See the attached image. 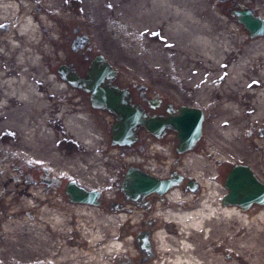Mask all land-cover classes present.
Instances as JSON below:
<instances>
[{"label": "bare ground", "instance_id": "1", "mask_svg": "<svg viewBox=\"0 0 264 264\" xmlns=\"http://www.w3.org/2000/svg\"><path fill=\"white\" fill-rule=\"evenodd\" d=\"M71 2L0 0V188L8 191L19 186L24 192L12 194L8 201L24 194L18 199L25 205L33 206L27 200L28 195L37 199L42 207L45 205L42 200L46 197H43L38 181L34 179L26 185L17 183L11 169L23 163L29 165V170H35L33 173L43 170L57 179L71 177L87 188L105 190L112 185L115 171L111 170L108 175L106 171L114 162L101 160L94 152H103L98 136L100 127L88 112L83 96L59 74L61 80L43 66L44 56L52 54L50 45L55 43L65 51L67 42L79 35H86L88 41L78 48L77 54L89 50H113L118 60L126 62L130 69H139L145 62L159 63L178 76V90L194 92L201 107L191 105L202 112L203 108L209 107L218 116L213 125V137L202 152L206 157L220 154L216 148L220 142L230 151L256 148L254 140H245L244 130L248 121L261 120L264 124V33L241 38L236 33L234 40L237 41L233 42L227 33L231 32L230 27L218 28L217 24L212 25L211 21L202 18L198 0ZM55 8L61 14L53 13ZM258 9L256 15L264 20L263 7ZM44 12L45 15H41ZM53 17L56 23L51 22ZM73 24L79 28L78 32L70 31ZM57 28L61 29V41L51 35ZM46 30L50 34H43ZM102 56L115 70L116 77L123 65L116 61L115 67ZM68 66L78 73L72 64ZM113 79L109 81L112 84ZM167 83L170 88H162L163 96L173 98L175 86ZM61 142L71 143L68 151L57 146ZM89 150L93 152L85 154ZM169 150L170 147L165 145L161 153L167 161L170 160ZM195 150L184 151L180 170L192 173L191 176L201 183L200 196L184 193L175 186L166 192L167 198L164 197L162 203H155L154 216L175 225L174 230L166 225L152 234L156 249L164 258L163 264H201L193 255V244L186 241L194 237L192 234H211L209 224L222 225L230 218L242 225L246 222L243 210L221 203L224 187L212 180L215 173L205 162V155ZM109 153L115 154L113 150ZM254 160L250 161V166L256 164ZM140 167L151 171L150 166ZM103 196L106 200L112 197L108 190ZM48 197L53 199L55 195L49 193ZM73 203L86 218L81 226H77L78 231L82 229V234H86L85 249L71 247L66 240L53 239L48 243V238L38 232L29 234L46 244L40 251L48 256L51 264H112L114 254L128 251L126 246L132 243L131 237L119 241L116 223L135 219L134 214L128 216L114 211L104 214L97 211L96 205ZM43 211L41 208L40 212ZM51 215L54 225L63 223L60 216ZM8 243L15 242L8 239ZM30 251L23 254L30 255ZM121 263L118 259L117 264Z\"/></svg>", "mask_w": 264, "mask_h": 264}, {"label": "rangeland", "instance_id": "2", "mask_svg": "<svg viewBox=\"0 0 264 264\" xmlns=\"http://www.w3.org/2000/svg\"><path fill=\"white\" fill-rule=\"evenodd\" d=\"M66 1L72 3L71 0ZM259 6L264 9V0H198L199 13L203 12L200 13L202 18L211 21L212 25L217 24L218 28H224V25L227 26L226 28L230 27L231 32L227 33L231 35V41L233 42L237 41L234 40L237 37L236 33H239L238 38H241L246 37L248 32L238 22L232 11L239 8H254L253 10L257 13ZM133 8H135V5H133ZM138 10H140V7H138ZM52 11L57 15L61 14L57 8L52 9ZM41 15H45V12L41 13ZM51 22L56 23V19L53 17ZM78 30L79 28L75 24L71 25V32H78ZM221 31L223 32V30ZM47 33L50 34V31L46 30L43 34ZM51 35L55 40H62L60 38L61 29L59 28H57L56 32L52 31ZM87 41L88 37L86 35H79L67 42L65 51L56 47L55 43L50 45L52 54L44 56V68L57 75V69L61 64L67 66L72 64L82 76L88 69L91 59L98 53H101L114 66L116 61L120 65H123L124 69L122 68L120 71L118 69L119 73L116 72L113 84L122 88H128L131 102H141L142 98L154 94L163 96L162 92L164 90L162 88H170L167 83L168 81L171 86H175L173 92L176 96L173 98L163 96V98L171 101L173 106L176 107L180 104L201 105L191 90L183 92L178 90L177 80L179 77L172 74L168 69L162 68L159 63L151 64L145 62L141 64V68L134 70L130 69L126 62L118 60V56L113 50H108V52H92L89 50L82 54H77L78 48L86 45ZM147 41L149 43V38ZM135 55L137 56V52ZM40 56H42V53ZM162 77L167 78L162 79ZM57 78L61 80L58 75ZM73 89L71 87V90ZM75 91L83 96L82 101L86 104L88 112L93 115V119L96 120L95 122L100 127L98 136L100 137L99 144L103 152L100 153L96 150L94 152L99 154L101 160L109 159L114 162L113 167H110L109 171H106L107 175L111 170L115 171V177L111 180V187L105 188L110 192V196H112L111 200H106L104 196H101L97 211H102L104 214L114 211L115 213L124 212L128 216H131V214L135 215V219L129 218L126 222L116 223V232L120 235L119 241L131 237L132 243L126 246L128 251L114 254L111 263L117 264L118 259H120L121 264H141L145 253L138 247L135 235L140 232H148L151 236L154 255L151 259L145 261L144 264H157V260L163 264L164 258L160 257V253H158L156 245L152 240V234L159 227L169 225L173 229L175 226L162 222L160 218L154 216L156 212L155 203H162L164 197H166V193L162 195L149 194L146 197H149L150 205L147 201H143L137 205L126 200L124 194L115 188L116 182H120L124 178L125 171L129 166H150L151 171L145 169L147 172L159 173L163 172V168L159 165L155 166V160H152V155L143 153L145 148L144 142L139 139L130 145L131 147L112 144L110 130L111 123L113 122L112 119H114L113 115L105 109L93 107L90 102L89 93H86V91L80 88L75 89ZM202 110L204 113L202 133L197 141L195 148L197 150L195 151L206 157V154L202 152H204L203 149L208 147V140L213 137V125L216 123L218 116L215 113L213 114L209 107ZM244 136L246 141L254 140L257 144L256 148L244 147L230 151L220 142L217 143L218 147H216L220 152L218 156L215 157L209 154L208 157H204L206 159L205 162L215 173L214 178L212 179L211 177V179L219 182L223 187L224 180L234 164H247L250 166L249 163L253 159H255L256 164L252 166L257 171L252 166H250L251 169L260 179L264 180V124L261 123V120L248 121L244 130ZM57 146L61 147L63 151H68L71 143L61 142ZM112 150L115 154L109 153ZM92 152L89 150L85 154H91ZM80 154L85 155L84 153ZM185 162L186 164L188 163L187 160ZM11 170L15 173L17 183L20 182L22 185H26L30 181H34V179L38 181L41 185V193L46 198L42 200L45 204L42 207L43 205H40L37 199L28 195L27 200L33 205L30 207L18 199V197L22 198L24 194L16 196L12 201L7 200L14 193H24L23 190H19V186L12 187L8 191L0 188V264H51L48 256L40 251V248L43 249L46 247V244H42L40 241L34 239L32 235H29L34 234L32 232L44 234L48 238V243L53 239L57 241L61 240V242L66 240L71 247L85 249L87 245L86 234H82L83 231H80L82 229L78 231L77 226H81V223H84V219L86 218L81 216L83 212L80 214L76 206H73L76 203L68 200L65 195L66 184L68 181L74 180V178L57 179L43 170L33 173L35 170H29V165L26 163L21 164L18 168L13 167ZM195 179L197 180V178ZM196 182L198 183V188L195 187L192 190L184 191V193L198 194L200 196L203 187L198 180ZM96 189L98 190L99 188ZM226 192L227 189L224 187L221 196ZM49 193L54 194L55 197L53 199L49 198ZM217 202L219 203V201ZM126 205L129 209L124 207ZM41 208L44 210L43 212H40ZM51 213L60 216L63 219V223L54 225L50 219L53 216ZM244 213H246V222L243 225L233 218L228 219L222 225L209 222L211 223L208 225L209 230L212 229L211 234L194 233L192 234L193 238L189 239V241L186 240L189 244H193V255L202 262L201 264H264V207L253 205L250 209L244 211ZM46 216L45 220L44 217ZM8 239H13L15 243H8ZM27 250H31L30 255L23 254Z\"/></svg>", "mask_w": 264, "mask_h": 264}, {"label": "water", "instance_id": "3", "mask_svg": "<svg viewBox=\"0 0 264 264\" xmlns=\"http://www.w3.org/2000/svg\"><path fill=\"white\" fill-rule=\"evenodd\" d=\"M232 14L250 36L264 33V20L251 9H235ZM57 72L73 87L88 92L93 107L105 109L114 114L115 119L110 130L112 144L132 145L137 139L136 131L140 127L156 130L163 125H170L178 132L179 152L192 149L201 136L204 116L199 108L184 106L177 116L146 120L139 105L131 102L130 92L109 82L115 77V70L100 54L91 60L82 76L64 64L58 67ZM178 183V180L157 178L139 168L129 166L125 172L121 190L129 200L138 201L152 193L162 195ZM224 187L227 192L221 198L222 204L235 205L243 211L250 209L253 205L264 207V180L260 179L249 165L234 164L224 180ZM66 195L71 202L96 206L100 204V191L86 189L75 180L68 182ZM135 238L138 247L146 255L141 263L144 264L154 255L151 236L148 232H140L135 235Z\"/></svg>", "mask_w": 264, "mask_h": 264}, {"label": "flooded vegetation", "instance_id": "4", "mask_svg": "<svg viewBox=\"0 0 264 264\" xmlns=\"http://www.w3.org/2000/svg\"><path fill=\"white\" fill-rule=\"evenodd\" d=\"M239 9H242V8H239ZM253 9L254 8H252L251 10L255 13V10ZM142 99L143 100L141 102L140 101H137V102L133 101V102L139 103V107L142 109L146 120L162 119V118L166 119V118L177 116L179 114V110L184 106L193 108V105L191 104H180L175 107L173 106L171 101H169L168 99L165 100L163 96L159 94H154L152 96L144 97ZM110 114L113 115L112 113ZM113 118L115 119L114 115H113ZM114 119H112V121H114ZM112 123H111V126H112ZM136 137H137L136 141L139 139L142 142H144L145 148L143 150V153L152 155V160L153 161L155 160L154 161L155 166L156 167L158 165L161 166L163 168V172L161 173L147 172V170H144L141 167H136V166H133V167L139 168L143 170L144 172H147L157 178L171 179L173 181L178 180L179 183L177 186L180 187L182 191L192 190L195 187L198 188V183L196 182L197 180L190 174L184 173L183 171L180 170V167L183 163L182 156L184 152L178 151V148L180 147L178 132L173 127H171L170 125H163L160 129H156V130H151L145 127H140L136 131ZM197 141L194 143L192 149L196 148ZM165 145L170 147V150L167 152L170 155L169 161H167L166 158L163 157V154H161L164 151ZM124 178H125V174H124ZM124 178L120 182H116V186H115L116 190L121 191L123 194L124 192L121 190V185L123 183ZM88 189H93V188H88ZM105 190L98 189V191H100L101 193V196L104 195ZM65 195H66V187H65ZM124 197L126 200L131 201L137 205L143 201H147L150 205V200L148 199L149 197H146V196L139 199L138 201L129 200L125 194H124ZM126 209H129V208L127 207Z\"/></svg>", "mask_w": 264, "mask_h": 264}]
</instances>
